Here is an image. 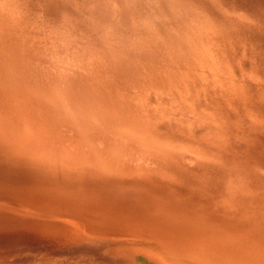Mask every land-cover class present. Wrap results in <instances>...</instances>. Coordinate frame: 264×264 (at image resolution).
<instances>
[{
	"label": "bare ground",
	"instance_id": "bare-ground-1",
	"mask_svg": "<svg viewBox=\"0 0 264 264\" xmlns=\"http://www.w3.org/2000/svg\"><path fill=\"white\" fill-rule=\"evenodd\" d=\"M0 264H264V0H0Z\"/></svg>",
	"mask_w": 264,
	"mask_h": 264
}]
</instances>
